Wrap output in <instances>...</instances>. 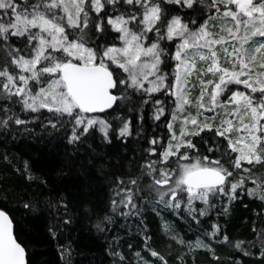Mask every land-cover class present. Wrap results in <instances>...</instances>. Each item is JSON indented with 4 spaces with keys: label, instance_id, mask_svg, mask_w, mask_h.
<instances>
[{
    "label": "snow or ice",
    "instance_id": "obj_1",
    "mask_svg": "<svg viewBox=\"0 0 264 264\" xmlns=\"http://www.w3.org/2000/svg\"><path fill=\"white\" fill-rule=\"evenodd\" d=\"M29 140L58 145L53 172L11 152ZM0 149V264H37L18 210L57 264L85 231L103 239L88 264H264V219L251 239L218 222L264 217V0H0Z\"/></svg>",
    "mask_w": 264,
    "mask_h": 264
},
{
    "label": "trees",
    "instance_id": "obj_2",
    "mask_svg": "<svg viewBox=\"0 0 264 264\" xmlns=\"http://www.w3.org/2000/svg\"><path fill=\"white\" fill-rule=\"evenodd\" d=\"M198 95L197 91L195 92ZM2 151V149H0ZM58 145H52L47 142H33L29 140L27 146L19 145L16 147H11V152L19 154L21 152L31 153L33 158L36 160L38 167L43 168L45 171L53 172L58 164L60 163L62 157L57 155ZM27 158V157H25ZM8 172L12 179H15L14 175L11 173V170L6 168L4 163L0 161V172ZM72 181L70 180L69 183ZM14 201H10V205ZM245 203H248V200H245ZM259 201L256 203L249 204V207L246 209L243 205L237 204L232 210L229 216L221 217L219 223L224 225L227 229V232L230 236L238 239L252 238L251 228L252 222L258 219H264V217L258 218L255 213L260 211ZM17 217V230L20 234L28 240L34 241L36 248V262L37 264H44L45 261H52V264H57L58 253L55 250V245L49 243L45 237V227L44 220L38 215H24L21 211H16ZM170 222H174L175 218L169 216ZM215 220V217H213ZM148 228L150 229V234L153 236L154 244L153 247L158 250H166L167 244L169 243L167 236L163 232V221L160 217L149 215L147 217ZM176 226L179 230L185 234L187 240H195L196 235L191 233L187 226L182 222L176 223ZM259 227V224H257ZM134 232L135 229L133 228ZM80 246L77 251H83L85 253L82 260L78 258V264H88L90 259L99 261L101 257V248L100 245L103 243V239H95V233L89 234L86 231L80 234ZM134 244L140 245V240L133 239L131 241ZM228 249H218V255L221 256L222 260L227 262L232 259L229 256ZM239 254L236 259H240ZM244 260H249L250 258H243ZM191 261V257H189ZM107 264V261H105ZM195 264H213L212 257L205 253L203 250L198 251L196 255Z\"/></svg>",
    "mask_w": 264,
    "mask_h": 264
},
{
    "label": "rangeland",
    "instance_id": "obj_3",
    "mask_svg": "<svg viewBox=\"0 0 264 264\" xmlns=\"http://www.w3.org/2000/svg\"><path fill=\"white\" fill-rule=\"evenodd\" d=\"M197 93H198V91H197ZM194 95H196V93L194 92Z\"/></svg>",
    "mask_w": 264,
    "mask_h": 264
}]
</instances>
